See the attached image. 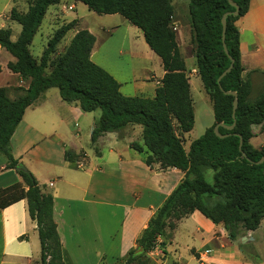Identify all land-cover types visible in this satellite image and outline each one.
Returning <instances> with one entry per match:
<instances>
[{
  "label": "trees",
  "instance_id": "1",
  "mask_svg": "<svg viewBox=\"0 0 264 264\" xmlns=\"http://www.w3.org/2000/svg\"><path fill=\"white\" fill-rule=\"evenodd\" d=\"M86 5L99 15L119 14L140 29L151 50L161 58L165 76L154 98L127 97L120 83L92 61L96 37L89 30H80L66 50L56 56L58 46L74 30L73 21L58 29L40 59L31 47L48 10L61 0H29V10L13 9L12 21L22 26L17 41L10 29L0 30V47L16 58L9 70L29 81L27 89L0 88V153L7 161L6 170H15L21 178L0 189V209L26 200L30 217L37 224L41 255L37 264H64L63 246L54 219V197L45 193L35 176L12 152V137L26 110L50 89H58L61 99L76 104L85 113L99 112L92 132V147L107 133H121L130 126L142 127V143L131 148L144 157L145 164L159 171L179 170L184 178L164 204L156 211L142 232L137 247L117 264H156L151 254L160 247L165 255L178 224L195 212L215 225H221L232 242L244 233L259 229L264 220V146L255 148L253 126L264 129V91L255 95L250 78H244L240 52L239 19L244 17L252 0H232L239 7L238 16L227 18L226 46L234 59L233 69L220 82L231 66L224 51L222 18L235 12L228 0H189V17L195 45L196 69L213 106L215 122L203 136L185 148V135L195 126V108L189 70L181 54L174 29L175 8L172 0H73ZM237 93V124L234 130L215 126L234 124ZM15 94V97L11 96ZM243 138L242 151L240 150ZM246 154L247 158L244 157ZM84 158L66 150V161L75 164ZM212 175V182L208 177ZM143 249L136 254L138 249ZM193 254L199 259L196 252ZM104 264V263H101ZM173 264H179L174 262Z\"/></svg>",
  "mask_w": 264,
  "mask_h": 264
},
{
  "label": "crops",
  "instance_id": "2",
  "mask_svg": "<svg viewBox=\"0 0 264 264\" xmlns=\"http://www.w3.org/2000/svg\"><path fill=\"white\" fill-rule=\"evenodd\" d=\"M179 4L183 5L182 8L186 6ZM72 6L76 9L75 5ZM173 6L177 42L187 64L183 49L188 46L192 47V57L196 60L190 17L183 18L179 13L182 8ZM13 9L27 13L29 0H0V30L10 29L11 39L15 42L21 35L22 26L17 29V22L11 20ZM118 16L121 15H106L103 30L108 37L102 45L87 28L96 37L92 61L120 83L123 95L154 98L165 71L161 58L148 46L142 31V35L134 37L137 42L132 41V38L129 41L128 53H133L134 48H137L138 55L144 56V76L135 78L127 88L126 83L116 77L110 41L120 27L115 23L120 20ZM121 18V26L131 24L124 17ZM85 27H88L87 24ZM237 27L240 32L243 76L250 78L254 94L260 95L264 91V0H252L248 13L238 20ZM129 29L131 31L132 27ZM80 30L84 29H77L73 37ZM6 52L0 47V88L27 89L29 81L9 70V63L16 62V58ZM119 54H125L124 50H119ZM188 70L192 87L191 78H199L196 61ZM131 72L135 73L134 68H131ZM51 90L26 110L12 137L13 155L35 176L42 190L54 197V219L63 246L64 264H117L131 249L137 247L138 238L156 211L180 184L184 173L175 169L163 172L148 167L144 157L131 148L133 142L142 143V130L138 138L134 139L129 127L121 133L103 135L97 143L100 155L95 153L97 157L91 159L81 138L85 130L89 136L88 145L94 149L92 132L99 115L88 119L86 114L89 113L83 112L76 104L65 103L59 90L58 93H51ZM130 127L137 129L141 126ZM252 130L254 137L250 143L255 148L263 147L264 129L258 125L253 126ZM189 149L186 148L187 151ZM66 150L82 153L84 158L72 164L65 159ZM6 165V158L0 157V189L21 181L15 170L5 169ZM181 232L192 240L186 246L191 256L183 264H264L247 255L255 252L249 247L264 242L260 237L264 232V220L258 230L248 232L239 241L232 242L223 226L215 225L201 213L195 212L178 224L171 245H180L178 236ZM237 242L246 244L240 248L236 247ZM168 246L167 260H170V254L175 251L169 250ZM206 251H210V254L206 255ZM159 252L157 250L151 254L156 264H162L157 260ZM193 252L199 254L200 258ZM40 255L37 224L30 217L27 201L0 209V264H37Z\"/></svg>",
  "mask_w": 264,
  "mask_h": 264
},
{
  "label": "rangeland",
  "instance_id": "3",
  "mask_svg": "<svg viewBox=\"0 0 264 264\" xmlns=\"http://www.w3.org/2000/svg\"><path fill=\"white\" fill-rule=\"evenodd\" d=\"M23 1V0H18ZM183 3L186 6L184 8L183 5L179 4ZM190 1L189 0H172V4L175 6H179V8H182L179 10V13L183 18H188V6ZM75 5L76 9H70L72 6ZM27 4L24 5L26 7ZM106 15H99L93 11H90L89 8L82 4L75 2L73 0H61V3L57 6H52L49 8L48 13L44 19V22L41 26V29L39 33L36 35L35 40L33 42V45L31 47L32 53L34 56L38 59H40L44 53V51L47 48L48 42L51 40V38L54 36L55 32L60 29L62 26L67 25L73 21L77 22V25L74 30H71L66 37L62 40V42L58 46L57 54L56 56L62 54L66 48L69 46L70 41L73 37L74 32L77 29H84L87 30L89 28L93 34L97 37L98 42L100 45L106 40L108 35L106 32H104L103 27L106 26ZM118 19H123L121 16H118ZM120 20H116L115 23L119 25V30L115 32L114 37L110 41V49L112 53V64L115 66L114 72L116 74V77L118 80L122 83H126L125 87L127 88L128 85L130 86L131 82L135 80V78H142L144 76L143 69L145 68L144 64V56L141 57L138 55V49L134 48L133 53H128L129 47L128 43L132 38V41L137 42L135 39L136 36L142 35L141 30H139L137 27L133 26L132 24L128 23L129 26H121V23H119ZM87 24L88 27H85ZM17 29H21V25L18 23H15ZM129 27H132V30L130 31ZM139 33V34H136ZM141 33V34H140ZM132 35V36H131ZM135 37V38H134ZM110 39V38H109ZM108 39V40H109ZM123 49L125 54H119V50ZM184 54L186 55L187 65L188 67H191L195 63V59L192 57V47L188 46L187 48L183 49ZM8 53V52H6ZM9 54V53H8ZM10 55V54H9ZM110 63V62H109ZM131 68H134L135 73H130ZM192 80V94L194 99V108H195V126L193 130L185 135V146L188 149L191 145V143L197 139H199L201 136L204 135L206 130L213 126L215 122L214 118V112H213V106L210 101V98L205 92V89L203 87V84L199 78H191ZM51 93H58V89H52ZM12 97H15L14 93H11ZM89 118L93 119V117H96L99 115V112L96 113H89L86 114ZM138 129V130H137ZM129 127V132H133L134 139H137L139 136V131L142 130L141 127ZM124 135V133H123ZM264 139V137L262 138ZM81 142L84 145L86 151L90 154L91 159H94L97 157L95 154V150L89 147V136L88 133L85 132L82 134ZM142 142V139L140 140ZM0 157L4 158V155L0 153ZM154 170H158V166L154 167ZM208 181L212 182V175L208 177ZM176 232V231H175ZM244 236V233L242 234L241 238ZM180 241V245H171L169 244V250L175 251L172 254H170L172 257L170 260L167 255H165L162 251V248L160 247L158 250L159 256L158 259L162 264H173L174 262H177L179 264H183L186 262V260L191 256V253L187 251L186 246L190 244L192 241L186 233L181 232L178 236ZM262 239H264V232L263 235L260 236ZM240 238V239H241ZM239 239V240H240ZM237 240V241H239ZM246 243L243 242L242 245L235 243L237 245L236 247L243 248V246ZM176 249V250H175ZM249 249L254 250V253L247 254L251 258H255V260H258L260 262L264 263V242H261V244H257L256 246H251ZM238 254V252H235ZM239 255V254H238ZM181 256V259H179ZM237 256V255H236ZM179 259V261H178Z\"/></svg>",
  "mask_w": 264,
  "mask_h": 264
},
{
  "label": "water",
  "instance_id": "4",
  "mask_svg": "<svg viewBox=\"0 0 264 264\" xmlns=\"http://www.w3.org/2000/svg\"><path fill=\"white\" fill-rule=\"evenodd\" d=\"M229 1V3L233 6V7H235V9H236V11L235 12H228V13H226L224 16H223V18H222V25H223V34H222V41H223V47H224V51H225V53L228 55V57L230 58V60H231V66L221 75V77L219 78V82L228 74V73H230L231 71H232V69H233V64H234V59L229 55V52H228V48H227V46H226V43H225V41H226V31H227V18L229 17V16H238L239 15V7H238V5L237 4H235L232 0H228ZM227 94H230V95H233L234 97H235V101H234V110H233V118H234V124L232 125V126H225L224 124H218V125H216L215 126V129H214V131H215V134L217 135V136H219V137H221V138H223L224 136L223 135H221L220 134V132H219V129L221 128V127H225V128H227V129H229V130H234L235 129V127H236V124H237V118H236V111H237V108H238V99H237V93H235V92H226ZM239 137H240V139H241V142H240V150L242 151V147H243V143H244V141H243V138L240 136V135H238ZM243 155H244V157H246L247 158V156H246V154L245 153H243ZM262 163H264V158H262L259 162H257L256 164H258V165H260V164H262ZM19 168L20 169H25V167L22 165V164H20L19 165ZM246 238H244L243 240H245ZM143 251V249H138L137 251H136V254H139V253H141Z\"/></svg>",
  "mask_w": 264,
  "mask_h": 264
},
{
  "label": "built area",
  "instance_id": "5",
  "mask_svg": "<svg viewBox=\"0 0 264 264\" xmlns=\"http://www.w3.org/2000/svg\"><path fill=\"white\" fill-rule=\"evenodd\" d=\"M70 9L72 10V9H74V7H71ZM205 254H206V255L210 254V251H206Z\"/></svg>",
  "mask_w": 264,
  "mask_h": 264
}]
</instances>
